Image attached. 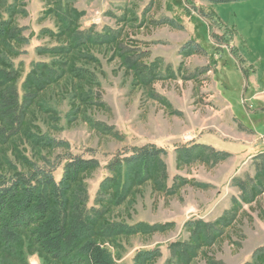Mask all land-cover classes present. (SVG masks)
Masks as SVG:
<instances>
[{"label": "rangeland", "instance_id": "obj_1", "mask_svg": "<svg viewBox=\"0 0 264 264\" xmlns=\"http://www.w3.org/2000/svg\"><path fill=\"white\" fill-rule=\"evenodd\" d=\"M57 1L0 0V20L11 17L29 38L11 57L22 70L19 85L35 62L51 58L41 54L39 46L61 44L60 39L44 32L58 31ZM66 2L84 11L79 20L82 29L94 27L116 39L89 45L83 52L79 65L94 82L85 85L92 96L88 102L79 99L80 92H68L63 82L40 95L34 133L63 144L47 148L24 141L18 152L6 146L2 169H25L28 161L46 163L55 166L59 180L67 154L95 158L98 167L82 175L89 205H93L103 181L111 175L112 162L124 158L133 146L154 144L166 151L161 155L167 174L164 184L147 179L134 185L120 202L111 201V191H104L105 200L111 201L107 216L128 224H173L163 231L124 233L115 243L107 242L114 258L132 264L138 250L159 248L156 264H179L171 257L170 244L190 241L188 222H214L228 211V217L218 225L219 238L199 249L188 264L252 262L255 250L264 245V181L253 201L245 202L244 196L256 183L259 163H264L263 154L257 152L264 151V92L259 100H248L246 94L244 103L243 74L234 72V59L228 51L222 57L231 59L226 67L229 81L221 80L216 68L208 69L217 66L212 56H220L225 49L250 59L264 82V0ZM164 18L176 20L181 27L160 23ZM190 40L202 45L207 54L183 52ZM131 61L139 65H130ZM144 65L153 66L146 82L145 70H139ZM215 80L220 82V95ZM219 97L231 106L226 108L223 100L219 103ZM198 138H219L227 142L226 147L234 144L238 156L228 152V156L216 158L211 150L197 149L183 155L180 150L197 145ZM226 221L230 225H222ZM22 253L23 262L15 260L13 264H58L31 248L27 239Z\"/></svg>", "mask_w": 264, "mask_h": 264}, {"label": "trees", "instance_id": "obj_2", "mask_svg": "<svg viewBox=\"0 0 264 264\" xmlns=\"http://www.w3.org/2000/svg\"><path fill=\"white\" fill-rule=\"evenodd\" d=\"M57 5L58 31L44 29V32L60 39L61 44L37 48L41 54L51 58L35 62L21 85L19 79L22 70L14 65L11 57L19 53L17 46L28 43L29 38L23 35L22 27L14 25L11 17L5 16L0 20V264H13L15 260L23 262L25 239L31 248L58 264H123L114 258L106 246L107 242L115 243L114 240L124 233L163 231L173 224L145 221L128 224L113 221L107 216L110 202L114 199L122 201L134 185H140L147 179L164 184L167 174L161 156L166 152L163 148L154 144L133 146L129 155L115 159L110 166L111 175L103 181L93 205H89L88 188L82 175L98 167L95 158L67 154L59 180L54 175L55 166L46 163L28 161L25 169H2V160L7 159L3 154L6 146L12 152H18L24 141L47 148L63 144L54 138L34 133L36 125L33 121L37 107L42 103L40 95L63 82L68 92L71 89L75 90L76 95L80 92L79 99L88 102L92 96L85 91V85L94 82L79 65L85 57L83 52L89 45L116 39L115 35L109 38L94 27L82 29L79 20L84 11L70 6L66 0H58ZM12 10L13 6L10 5L8 13ZM160 23L181 27L170 18H164ZM182 51L207 54L205 48L194 40L188 41ZM130 63L138 64L135 61ZM139 68L145 70V82L149 81L153 66ZM75 81L79 83L75 84ZM196 149L211 150L216 158L229 155L207 144L186 146L180 151L183 155H189ZM255 181L249 194L246 190L244 200L247 203L253 201L261 190L264 163H259ZM108 190L111 191V201L105 200L106 195H103ZM227 212L214 222L190 220V241L171 243V257L179 264H188L199 249L213 244L221 235L218 225L228 217ZM230 223L226 221L222 225ZM159 255V248L140 249L134 255L132 264H156ZM247 264H264V245L255 250L253 261Z\"/></svg>", "mask_w": 264, "mask_h": 264}, {"label": "crops", "instance_id": "obj_3", "mask_svg": "<svg viewBox=\"0 0 264 264\" xmlns=\"http://www.w3.org/2000/svg\"><path fill=\"white\" fill-rule=\"evenodd\" d=\"M227 51L231 54V57H233L231 59L232 60L234 59L233 61H231V63H233V65L231 67L233 68L234 72L237 73L238 71H241L243 74L244 92L242 94V98L244 100V103L247 100L246 94H248V93L250 95L248 100H250V98L259 100L261 98V97H259V95L264 92V82H261V79L258 77V74L256 72L255 65L250 59H247V58L242 57V56L238 57L235 54L231 53L229 50L224 49L223 53L220 54V56H215V57L212 56L213 57L212 60H213L215 65L217 64V66L213 67L214 69H212V67L209 68L208 72H211L212 70H215V68H216L218 70V76H220L221 80L224 81V78H225L226 81H229L230 75L226 71V67L230 63L229 60H231V59L228 60L226 58L224 60L222 57L224 54H226L225 52H227ZM220 57H221V59H220ZM208 58H210V57H208ZM222 60H223V64H222V66H220V63L222 62ZM214 82H215V87H217V90H218L220 82H217L216 80ZM218 93L220 95V90H218ZM219 98H217V100H219V103H222L224 101L226 103V105H225L226 108L231 106V104H229V102L226 99L224 100L223 98H220V99ZM233 118H235V117L233 116ZM223 141L224 140H220L219 138H213L211 140H204L203 138H198V140L195 141V143L207 144V145L214 147L218 151H225V152H229L235 156H238L237 151H235L236 146H234V144L228 143L229 145H227L228 147H226L225 143H227V142H225V141L223 142ZM240 149H241L240 151H243V148H240ZM257 152L263 153L264 151L258 150ZM258 153L253 154V156H256ZM250 156H252V155H250Z\"/></svg>", "mask_w": 264, "mask_h": 264}, {"label": "built area", "instance_id": "obj_4", "mask_svg": "<svg viewBox=\"0 0 264 264\" xmlns=\"http://www.w3.org/2000/svg\"><path fill=\"white\" fill-rule=\"evenodd\" d=\"M190 138L189 139H193V137L192 136H189ZM187 138V137H186Z\"/></svg>", "mask_w": 264, "mask_h": 264}]
</instances>
